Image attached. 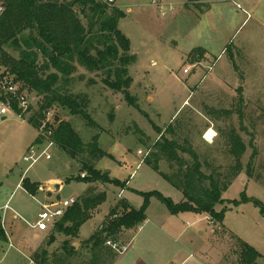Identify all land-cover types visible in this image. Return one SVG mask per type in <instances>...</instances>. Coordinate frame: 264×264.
Returning a JSON list of instances; mask_svg holds the SVG:
<instances>
[{
	"label": "rangeland",
	"instance_id": "1",
	"mask_svg": "<svg viewBox=\"0 0 264 264\" xmlns=\"http://www.w3.org/2000/svg\"><path fill=\"white\" fill-rule=\"evenodd\" d=\"M155 1L163 4L166 16L161 15ZM115 6L126 14L120 29L131 41V54L136 56L129 67L133 79L130 94L139 109L130 105L122 93L107 87L102 74L76 65L71 85L62 92L87 96L86 111L97 128L60 106L54 107L46 121L56 127L58 122L53 118L58 115L72 125L86 145L98 136L106 156L95 167L120 185L100 188L77 181L79 160L69 158L57 146L48 149L46 139L36 143L39 133L28 120L31 108H37L41 99L18 83L30 102L24 118L0 100V208L8 201L10 206L5 211L0 209L8 238L7 242L0 241V264H32L43 250L60 249L66 240L63 235H56L50 247L47 241L54 228L34 236L32 226L45 207L72 198L78 201L90 186L97 188V193L105 192L106 200L81 227V240L89 239L109 219L122 190L123 200L138 210L147 200L144 194H149L150 217L166 210L165 201L154 193L179 203L184 197L182 192L146 161L154 144L179 115L181 123L189 122L182 135L190 137L200 154H211L224 168L234 161L226 153L219 130L226 133L235 129L247 145L241 160L244 171L223 193L224 202L215 210L224 213L223 225L229 232L261 255L256 264H264V214L252 202L234 203L245 194L264 207V0H116ZM198 49L205 51L203 57L195 55ZM7 51L18 57L16 51ZM44 62L40 57L39 65ZM4 72L0 67V74ZM209 130L215 136L210 141L205 137ZM32 148L40 152L46 148L51 159L43 157L28 168L30 162L24 157ZM87 157L86 153L80 160ZM249 163L254 168L252 178L245 170ZM160 169L170 172L166 161ZM24 180L41 185L35 195L26 191ZM54 182L61 189L51 192ZM171 219L177 222L179 232L185 233L186 251L194 256L189 264H244L236 253L237 244L211 233L216 226L208 214L187 212ZM80 239L71 241L76 248H80Z\"/></svg>",
	"mask_w": 264,
	"mask_h": 264
},
{
	"label": "trees",
	"instance_id": "2",
	"mask_svg": "<svg viewBox=\"0 0 264 264\" xmlns=\"http://www.w3.org/2000/svg\"><path fill=\"white\" fill-rule=\"evenodd\" d=\"M0 4L5 8L0 16V67L5 69L3 75L12 76L16 83L35 92L41 99L37 108H31L32 114L28 120L39 132L36 143L42 142L41 127L56 106L68 109L71 114L87 121L89 126L97 128L86 111L87 96L74 95L67 90L62 92L71 85L77 66L90 73L102 74L107 87L122 93L130 105L139 109L136 99L130 94L133 79L129 67L136 61V56L131 54V41L120 29V23L126 17L121 9L103 0H0ZM8 49L16 51L18 57L9 54ZM197 53L201 57L205 55L202 49L195 51V55ZM40 57L45 59L42 65H39ZM2 99L6 101L9 98ZM11 105L13 110L21 113L17 102L12 101ZM179 117L165 129L146 161L169 184L182 192L184 201L176 204L164 200L160 194L154 195L165 201L172 215L187 212L208 214L216 226L214 236L218 239L230 238L238 246L236 253L240 262L256 264L261 255L229 232L223 225L224 213L215 210L219 203L224 202L223 193L244 171L241 160L247 145L235 129L226 133L219 130V135L225 139L223 146L226 153L234 161L224 168L215 162L211 154H200L190 137L182 135L188 129L189 122L181 123ZM53 120L58 122L57 126L47 123L43 132L62 153L75 161L79 160L81 168L77 181L102 186L120 185L118 180L111 179L108 173L95 167L106 156L99 146L98 136L86 145L69 122L61 121L56 114ZM157 131L161 133L160 129ZM86 153L88 157L80 160ZM163 161L169 164V173L161 171ZM245 170L248 177L254 176L251 163ZM82 174H85L84 178ZM257 181H260L259 177ZM23 186L32 195L41 187L28 180L23 181ZM144 196L147 200L139 210L121 199L118 206L112 209L109 219L89 239L82 241L80 248H76L71 241L79 239L81 227L106 200L105 192L97 193V188L91 187L59 220L47 241V246L51 247L56 242V235H63L66 240L61 248L53 252L43 250L33 262L114 264L120 255L107 243H120L125 231L138 228L146 221L149 194ZM241 197L240 201L234 202L235 205L252 202L264 214V207L259 201L245 194ZM1 220L0 217V241L7 242Z\"/></svg>",
	"mask_w": 264,
	"mask_h": 264
},
{
	"label": "crops",
	"instance_id": "3",
	"mask_svg": "<svg viewBox=\"0 0 264 264\" xmlns=\"http://www.w3.org/2000/svg\"><path fill=\"white\" fill-rule=\"evenodd\" d=\"M186 103L187 101H185L184 104L187 105ZM55 183L56 182H54L51 186L58 185V189L50 190L51 192L61 189V185ZM99 187L101 188L102 185H99ZM85 193L82 194L81 197L85 195ZM183 201L184 197L180 200V202ZM127 203L133 207L129 201ZM6 205H9V201ZM164 205L166 210H163V212L160 213L161 215L155 217H150L149 215V208L152 206L150 205L146 211V221L140 227L129 229L123 233V241H121L119 245L127 246L128 250L121 254L114 264H189L191 262L190 259L191 257L194 258V256H188L186 251L188 246L186 242L183 241L185 233L179 232V228L176 227L177 222L171 219V217H177L180 214L172 215L168 210L167 204L165 203ZM0 209L5 211L4 207ZM183 214L185 215V213ZM186 226L190 225L187 224ZM3 229L5 228L3 227ZM51 229L52 228H50V230ZM34 230L35 231L32 232L34 233V236H37L39 233H43L38 232L36 229ZM211 233H215L214 228H212ZM80 241L82 242L85 240L80 239ZM74 245L75 247L77 246V244ZM31 263L35 264L32 261ZM202 263L206 264L201 261V264Z\"/></svg>",
	"mask_w": 264,
	"mask_h": 264
},
{
	"label": "built area",
	"instance_id": "4",
	"mask_svg": "<svg viewBox=\"0 0 264 264\" xmlns=\"http://www.w3.org/2000/svg\"><path fill=\"white\" fill-rule=\"evenodd\" d=\"M108 5L114 6L116 3V0H103ZM234 1V0H233ZM155 6H157L161 12V15L164 17L166 16V11L163 9V4L160 2H153ZM5 8L2 4H0V16L4 12ZM185 73H188V70L184 71ZM22 88L21 85H18L14 81V78L10 75H3L0 74V100L2 102V105L8 109H12V101H15L18 103L19 109L21 110V116L24 118L25 113H27L30 110V102L28 95L26 94V91ZM6 101L3 100V97H7ZM52 113L48 114L47 119L49 116H51ZM4 118V117H3ZM48 122L44 121L43 125L41 127V136L43 139H46L48 141V149L56 146L55 143L51 140L47 139V136L43 132V129L45 128L46 124ZM39 133V132H38ZM47 149L45 148L42 152H40L37 149L32 148L29 151V155L24 157L25 162H30V165L28 168L34 166L37 164L43 157L46 158V160H50L51 156L46 155ZM83 178L85 177V174L81 175ZM123 191L119 194V198L122 199ZM76 199H70L65 200L59 205H51L49 207H45L42 212L39 214V218L37 220V223L32 226L34 229H36L38 232H47L50 230V228H54L55 225L59 222L60 219L64 217L66 212L71 208L74 204H76ZM4 209H9V205L4 206ZM108 246L112 247L115 252H117L119 255L125 253L128 250L127 246H120L119 243H112L108 242Z\"/></svg>",
	"mask_w": 264,
	"mask_h": 264
},
{
	"label": "bare ground",
	"instance_id": "5",
	"mask_svg": "<svg viewBox=\"0 0 264 264\" xmlns=\"http://www.w3.org/2000/svg\"><path fill=\"white\" fill-rule=\"evenodd\" d=\"M205 137H206V139L209 140V141H210L211 139H213V138L215 137V136H214V132H213V130H209Z\"/></svg>",
	"mask_w": 264,
	"mask_h": 264
},
{
	"label": "water",
	"instance_id": "6",
	"mask_svg": "<svg viewBox=\"0 0 264 264\" xmlns=\"http://www.w3.org/2000/svg\"><path fill=\"white\" fill-rule=\"evenodd\" d=\"M4 119H5V118H4ZM50 188H51V190H56V189H58V185H53V186H51Z\"/></svg>",
	"mask_w": 264,
	"mask_h": 264
}]
</instances>
